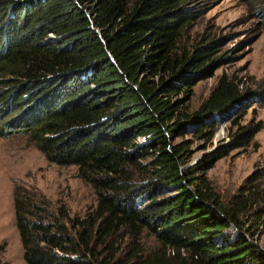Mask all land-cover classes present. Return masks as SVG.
Listing matches in <instances>:
<instances>
[{
    "label": "trees",
    "instance_id": "trees-1",
    "mask_svg": "<svg viewBox=\"0 0 264 264\" xmlns=\"http://www.w3.org/2000/svg\"><path fill=\"white\" fill-rule=\"evenodd\" d=\"M197 1L0 0V135H29L97 195L92 211L71 217L17 186L27 264H264L242 201L225 205L194 175L213 160L183 168L188 146L171 142L192 125L213 137L217 118L251 95L223 75L198 110L176 99L224 61L216 41L193 38ZM254 1L264 20V0ZM260 130L243 127L232 144ZM253 215L264 223V202ZM145 235L161 249L145 254Z\"/></svg>",
    "mask_w": 264,
    "mask_h": 264
},
{
    "label": "rangeland",
    "instance_id": "rangeland-1",
    "mask_svg": "<svg viewBox=\"0 0 264 264\" xmlns=\"http://www.w3.org/2000/svg\"><path fill=\"white\" fill-rule=\"evenodd\" d=\"M196 3L203 5L204 12L194 22L193 38L203 43L216 41L213 57H222L224 61L215 66L209 78L199 81L176 99L183 100V109H189L190 113L198 110L223 75L236 79L239 91L251 95L217 118L213 137L207 132L210 127L201 131L192 125L187 133L181 127L171 142L188 146L183 168L213 160L210 166L197 168L194 175L207 179L225 205L232 207L235 198H239L245 229L251 228L248 236L264 244V223L253 215L256 207L264 202V102L255 93L264 91V20L257 13L254 0H198ZM249 125H260L261 130L249 145H233L232 135ZM224 150L223 156L214 158ZM260 176L262 180L255 179ZM17 186L37 192L58 212L65 207L71 217H84L97 205L95 190L78 176L76 166L49 161L27 134L0 135V258L3 264H27L16 225L14 190ZM253 192L254 196L250 197ZM158 249L161 244L153 236L145 235V254ZM128 251L124 243L119 253L125 255Z\"/></svg>",
    "mask_w": 264,
    "mask_h": 264
}]
</instances>
